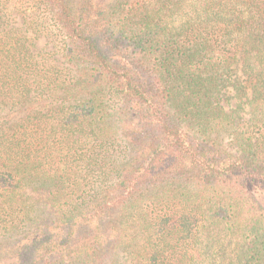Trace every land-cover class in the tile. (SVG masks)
Segmentation results:
<instances>
[{
  "label": "trees",
  "instance_id": "16d2710c",
  "mask_svg": "<svg viewBox=\"0 0 264 264\" xmlns=\"http://www.w3.org/2000/svg\"><path fill=\"white\" fill-rule=\"evenodd\" d=\"M0 264H264V0H0Z\"/></svg>",
  "mask_w": 264,
  "mask_h": 264
},
{
  "label": "rangeland",
  "instance_id": "374dc122",
  "mask_svg": "<svg viewBox=\"0 0 264 264\" xmlns=\"http://www.w3.org/2000/svg\"><path fill=\"white\" fill-rule=\"evenodd\" d=\"M36 44H37L38 49H42L47 44V40L46 39H40Z\"/></svg>",
  "mask_w": 264,
  "mask_h": 264
}]
</instances>
